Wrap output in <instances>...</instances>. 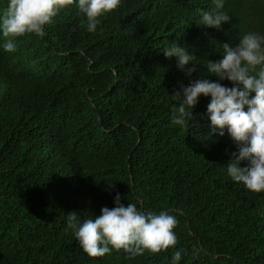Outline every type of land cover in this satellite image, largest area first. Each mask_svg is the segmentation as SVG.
Instances as JSON below:
<instances>
[{
  "label": "trees",
  "instance_id": "1",
  "mask_svg": "<svg viewBox=\"0 0 264 264\" xmlns=\"http://www.w3.org/2000/svg\"><path fill=\"white\" fill-rule=\"evenodd\" d=\"M7 4L0 0V16ZM214 7L121 0L89 32L74 4L43 37L15 38L14 53L0 31V264H264V192L228 176L239 149L227 130L211 134V98L199 97L188 127L172 123V96L183 88L235 86L206 68L223 58V44L264 35V0H224L231 20L219 30L200 24ZM172 45L194 56L191 76L164 55ZM117 194L125 207L174 215L176 246L134 259L84 253L69 214L95 219Z\"/></svg>",
  "mask_w": 264,
  "mask_h": 264
},
{
  "label": "clouds",
  "instance_id": "2",
  "mask_svg": "<svg viewBox=\"0 0 264 264\" xmlns=\"http://www.w3.org/2000/svg\"><path fill=\"white\" fill-rule=\"evenodd\" d=\"M87 18V30L95 32L107 14L121 7V0H8L0 16V31L6 52L17 50L15 38L25 34L45 35L44 28L51 24L59 12L74 5ZM211 11H203L200 24L219 30L231 17L223 11L224 0H214ZM223 58L218 62L207 61L209 74L220 81H230L228 88L219 82L197 80L172 97L180 101L172 123L189 126L188 117L199 103V97H210L207 111L211 134L223 137L225 130L238 146L227 165L230 179L242 184L253 193L264 192V35L247 33L236 47L225 43ZM168 58H177V68L191 76L196 70L194 56L186 49L172 45L164 51ZM192 67H187L188 65ZM254 93V96L252 94ZM247 108V111H245ZM186 109H191V112ZM246 163V166H241ZM113 186L112 184H109ZM174 215L161 211L144 212L135 204H121L119 194L115 207L101 209L95 219L82 223L76 213L69 214L68 227L73 230L80 247L90 258H102L111 250L121 251L129 259L143 256L145 251L158 254L174 248L178 226ZM181 260V251L173 254V261Z\"/></svg>",
  "mask_w": 264,
  "mask_h": 264
}]
</instances>
